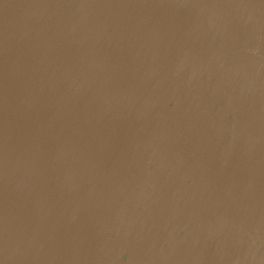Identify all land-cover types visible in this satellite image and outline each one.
I'll list each match as a JSON object with an SVG mask.
<instances>
[{
  "label": "water",
  "instance_id": "95a60500",
  "mask_svg": "<svg viewBox=\"0 0 264 264\" xmlns=\"http://www.w3.org/2000/svg\"><path fill=\"white\" fill-rule=\"evenodd\" d=\"M0 264H264V0H0Z\"/></svg>",
  "mask_w": 264,
  "mask_h": 264
}]
</instances>
